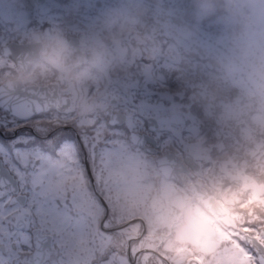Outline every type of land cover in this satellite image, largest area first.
Listing matches in <instances>:
<instances>
[{"label":"clouds","instance_id":"1","mask_svg":"<svg viewBox=\"0 0 264 264\" xmlns=\"http://www.w3.org/2000/svg\"><path fill=\"white\" fill-rule=\"evenodd\" d=\"M17 4L0 0V12ZM22 27L13 28L24 48L0 73V100L53 88L90 109L89 87L143 57L145 74L167 62L189 105L217 130L215 142L193 145L204 162L197 170L181 162L131 181L143 192L159 264H195L196 255L208 264L218 257L200 252L197 237L246 214L264 217V203H253L264 198V0H111L75 39L63 27Z\"/></svg>","mask_w":264,"mask_h":264},{"label":"snow or ice","instance_id":"2","mask_svg":"<svg viewBox=\"0 0 264 264\" xmlns=\"http://www.w3.org/2000/svg\"><path fill=\"white\" fill-rule=\"evenodd\" d=\"M105 158L99 133L65 111L29 99L0 105V264H137Z\"/></svg>","mask_w":264,"mask_h":264},{"label":"flooded vegetation","instance_id":"3","mask_svg":"<svg viewBox=\"0 0 264 264\" xmlns=\"http://www.w3.org/2000/svg\"><path fill=\"white\" fill-rule=\"evenodd\" d=\"M70 4L68 0H34L33 3L30 0H18V4L12 9L0 12V73L11 69L24 48L20 34L13 30L15 24L22 25V31L29 29L44 31L53 27H63L69 29L70 35L75 39L78 38L80 33L87 32L93 18L103 10L100 4H95L94 8L88 7L85 9L79 7V13H74L72 11L74 7L70 6ZM144 68L145 64H139L137 68L132 66L127 73H114L108 82L100 86L89 87L86 96L91 102L90 109L79 105L72 94L60 92L53 88L25 91L17 94L10 101L5 102L4 100H0V105L7 106L13 104L18 99H29L37 100L48 106L57 107L68 113L71 119L77 123L98 132L101 142L110 143V145L114 146L115 150L119 152H106L103 167L105 180L116 212L117 207H127L134 200L143 198V192L139 190L130 191L133 179L131 176H134L136 173L134 165H138L139 161L141 165H151L146 170L150 171L153 175L162 173L158 167L157 160L167 155L172 156L174 159L166 160L165 164L182 162L186 170L195 171L189 165L191 160L187 159V156L189 154L192 155V153L185 152L181 155V153L176 154L171 151L161 152L164 140L159 141L158 139L160 137V123L158 119L148 117L146 112L140 110V117L137 119L131 114L132 100L134 98H132V92L138 93L140 91L137 89L128 90V86L131 85V75H137ZM33 92H35L34 96ZM92 110L96 112L92 114L86 113L92 112ZM150 118L155 119L156 122L148 123L147 121ZM134 123L137 130H132ZM109 126L117 131L127 130V135L112 138L107 131L109 135L103 137L104 128ZM133 134L139 136L146 135L154 139L156 145L147 141L144 145L145 149H142L141 146L132 143L131 137ZM171 143H176V141L170 139L165 146ZM126 144L134 147L138 152L130 153L122 151V145ZM184 147L185 145L182 144L179 149L183 150ZM193 157L199 167H202L203 160L195 156ZM97 164H100V160H97ZM137 175L139 174L135 176ZM121 202H123V205H121ZM136 221L141 223L143 230L140 237L131 238L126 241L131 245L142 240L148 234L146 223L140 219ZM259 223H262L261 218L253 219L245 215L244 218H233L226 221L224 226L210 228L208 236L211 241L217 244V247L214 248V252L216 253L209 256L218 258L209 261L208 264H237L235 261L229 260L230 252L244 253L250 264H260L259 254L250 245V241L255 239L264 246ZM122 225L127 230L132 227L129 226L131 225L130 223ZM262 226L264 227L263 224ZM219 253L222 254L221 257ZM135 254L137 264L148 263L146 255L153 257L158 255L153 249L149 250L147 248L138 250ZM163 262L168 264L167 260H163ZM198 262L199 264H205V260L204 263L200 260Z\"/></svg>","mask_w":264,"mask_h":264},{"label":"rangeland","instance_id":"4","mask_svg":"<svg viewBox=\"0 0 264 264\" xmlns=\"http://www.w3.org/2000/svg\"><path fill=\"white\" fill-rule=\"evenodd\" d=\"M95 4H100L102 7L107 5L104 1H95L92 3L90 8H94ZM163 63L161 62L151 68L150 74H145V69L148 66V61H146L143 57L139 58L133 64V67H138L139 64H145V68L143 71L139 72L137 75H131V85L128 86V90L137 89L140 90L137 92H132V115L137 119L140 117L139 110L142 112H146V115L151 118L158 119L160 123V137H158L159 141L164 140V145L161 150L164 152H174L176 154L181 153L183 155L185 152H190L195 144V142L201 138H206L210 143L213 141L210 140V130H212V124L205 120L202 113L199 109L195 107H191L188 103L187 96L184 91L178 88L177 83L172 75H168L171 72L169 65L163 67ZM123 98V96H121ZM145 97L146 100L150 101L149 106L143 107L141 98ZM138 101V102H137ZM138 108V109H137ZM96 111L86 112L87 114L95 113ZM191 124L190 128H187L188 125ZM132 130H137L135 127V123L132 125ZM103 137H107L109 134L113 137L126 136L127 130H114L112 127L104 128ZM109 132V134L107 133ZM204 133V134H203ZM192 135V136H190ZM170 139L176 141V143H171L165 146L166 143L169 142ZM189 139V140H188ZM184 144L185 147L183 150H180V145ZM119 145V144H118ZM102 147L105 151L108 152H119L116 151L115 147L110 145V143L102 142ZM122 151L124 152H138L134 147L126 144L122 145ZM105 162V161H104ZM134 169H136V174L146 175V176H154L150 171H147V167H151V165H141L139 161L138 165H134ZM131 176V178H134ZM130 191H133L130 186ZM260 199L253 197V203L259 202ZM142 199L134 200L127 207H117L116 215L121 224L130 223L132 226L127 232L124 234L125 241L131 238H138L142 234V225L136 220H143L146 223L148 234L145 238L138 241L137 243H133V247L135 248V253L138 250L143 248H147L149 250L154 249L156 245V237L155 230L153 225L148 218V216L141 210L142 209ZM264 203V200H262ZM123 205V202H121ZM263 223H259L260 229L263 230ZM210 233V229L204 232L202 235L197 237L194 241L196 247L200 250V252H210L205 253V255H212L214 252V248L217 247V244L210 240L208 234ZM261 238L263 239V235L261 234ZM264 242V240H263ZM247 248V247H246ZM136 255V254H135ZM144 255V254H142ZM221 257L222 254L219 253ZM148 263L144 264H159L158 261L154 259L151 255H146ZM150 258V259H149ZM195 264H199L198 260L204 263V259L196 255L193 257ZM229 260L235 261L237 264H250L246 255L241 252L229 253ZM163 264H166L163 262Z\"/></svg>","mask_w":264,"mask_h":264},{"label":"water","instance_id":"5","mask_svg":"<svg viewBox=\"0 0 264 264\" xmlns=\"http://www.w3.org/2000/svg\"><path fill=\"white\" fill-rule=\"evenodd\" d=\"M30 1H31V3L34 2V0H30ZM42 1H44V0H42ZM34 95H35V92H33V96ZM131 140H132V143L134 145L141 146L142 149H145L144 145L147 141H149L152 144H155V140L151 139L150 137H148L146 135L139 136V135L133 134L131 137ZM148 151H151V150H148ZM151 152H154V151H151ZM171 158H172V156L167 155V156L157 160L158 167L160 168L162 173L164 171L168 170L172 165H174L171 163L165 164V161L168 159H171ZM172 159H174V158H172ZM187 159L191 160V162H189V165L191 166V168H193L194 170H197L198 168H200L199 165L194 161V157L192 155L189 154L187 156ZM250 245L252 248H254L256 250V252L259 254V257H261V255H264V246L262 244H260L257 240L254 239L253 241H250Z\"/></svg>","mask_w":264,"mask_h":264},{"label":"trees","instance_id":"6","mask_svg":"<svg viewBox=\"0 0 264 264\" xmlns=\"http://www.w3.org/2000/svg\"><path fill=\"white\" fill-rule=\"evenodd\" d=\"M68 1H69V3H71L70 6H73V7L79 6V7H83V8L86 9L88 7H91L92 6V3H94L97 0H68ZM98 1H101V0H98ZM102 1H104L105 4H108V3L111 2V0H102ZM105 6L106 5H104L103 8ZM167 65H168L167 62H164L163 63V67H166ZM168 75H171V72H169ZM190 127H191V124L187 126V128H190ZM209 130H210V140L213 141V142H215V140L217 138V135H218L217 130L215 129L214 126H212V130L211 129H209ZM190 136H192V135H190ZM262 200H264V198H261L259 200V202H256V203H262ZM261 222L264 225V217H261ZM260 230H261V234L264 237V227H263V230L262 229H260ZM263 240H264V238H263Z\"/></svg>","mask_w":264,"mask_h":264}]
</instances>
